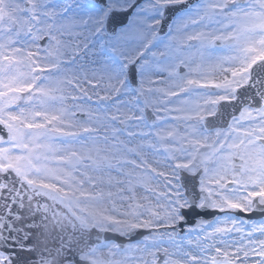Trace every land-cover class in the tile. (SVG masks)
<instances>
[{
  "label": "snow or ice",
  "instance_id": "1",
  "mask_svg": "<svg viewBox=\"0 0 264 264\" xmlns=\"http://www.w3.org/2000/svg\"><path fill=\"white\" fill-rule=\"evenodd\" d=\"M0 264H264V0H0Z\"/></svg>",
  "mask_w": 264,
  "mask_h": 264
},
{
  "label": "water",
  "instance_id": "2",
  "mask_svg": "<svg viewBox=\"0 0 264 264\" xmlns=\"http://www.w3.org/2000/svg\"><path fill=\"white\" fill-rule=\"evenodd\" d=\"M229 111H231V109H229ZM223 124V120L217 121V125H222ZM206 212L210 213L209 215L206 214ZM206 212H201L200 210L196 209V210H192L188 213L189 215V220H193V219H205L209 222L213 221L216 217H218L219 215H221V213H217V212H213L211 210L206 211ZM135 239V238H134Z\"/></svg>",
  "mask_w": 264,
  "mask_h": 264
},
{
  "label": "flooded vegetation",
  "instance_id": "3",
  "mask_svg": "<svg viewBox=\"0 0 264 264\" xmlns=\"http://www.w3.org/2000/svg\"><path fill=\"white\" fill-rule=\"evenodd\" d=\"M251 214H252V213H251ZM257 215H261V214L257 212ZM256 222H259V221H256Z\"/></svg>",
  "mask_w": 264,
  "mask_h": 264
}]
</instances>
